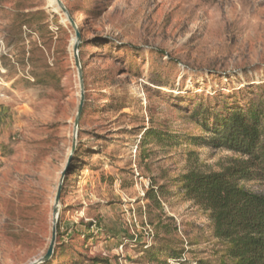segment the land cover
<instances>
[{
    "label": "rangeland",
    "instance_id": "374dc122",
    "mask_svg": "<svg viewBox=\"0 0 264 264\" xmlns=\"http://www.w3.org/2000/svg\"><path fill=\"white\" fill-rule=\"evenodd\" d=\"M62 1L0 0V264L47 253L62 180L47 264L212 259L180 179L245 159L201 124L264 94V0Z\"/></svg>",
    "mask_w": 264,
    "mask_h": 264
},
{
    "label": "trees",
    "instance_id": "16d2710c",
    "mask_svg": "<svg viewBox=\"0 0 264 264\" xmlns=\"http://www.w3.org/2000/svg\"><path fill=\"white\" fill-rule=\"evenodd\" d=\"M201 125L210 134L206 144L240 153L245 159L222 171L192 170L181 177L186 195L209 211L218 246L212 259L192 264H264V193L240 184L242 179L264 183V94ZM198 141L197 137L191 142ZM175 258L180 264H191L185 263L182 251Z\"/></svg>",
    "mask_w": 264,
    "mask_h": 264
},
{
    "label": "water",
    "instance_id": "95a60500",
    "mask_svg": "<svg viewBox=\"0 0 264 264\" xmlns=\"http://www.w3.org/2000/svg\"><path fill=\"white\" fill-rule=\"evenodd\" d=\"M56 2L58 3V5L64 10L66 11V6L64 5L62 0H56ZM74 29L76 30V39H75V43H74V57H75V61H76V66L79 70L80 73V79L82 81L83 78V71H82V67H81V62H80V55H79V50H80V43H81V39H82V35L80 33V31L78 30V27L73 24ZM83 113V107H81L80 110V117ZM78 119L76 120V125H75V130L77 129V124H78ZM70 161L68 162V165L66 167V170L69 168L70 166ZM63 189V180L60 183L56 198H55V203H54V225H53V231H52V238H51V242L48 248L47 253L41 257L40 259L33 261L30 264H42L45 263L47 261H49L53 255H54V250H55V245H56V239H57V225H58V219H59V212H60V201H61V192Z\"/></svg>",
    "mask_w": 264,
    "mask_h": 264
},
{
    "label": "bare ground",
    "instance_id": "6f19581e",
    "mask_svg": "<svg viewBox=\"0 0 264 264\" xmlns=\"http://www.w3.org/2000/svg\"><path fill=\"white\" fill-rule=\"evenodd\" d=\"M74 42H75V39H74Z\"/></svg>",
    "mask_w": 264,
    "mask_h": 264
}]
</instances>
